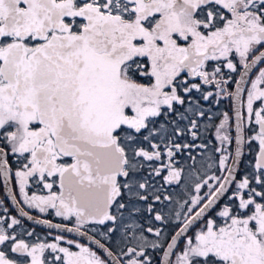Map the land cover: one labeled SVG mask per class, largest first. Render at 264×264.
Here are the masks:
<instances>
[{
  "label": "snow or ice",
  "instance_id": "snow-or-ice-1",
  "mask_svg": "<svg viewBox=\"0 0 264 264\" xmlns=\"http://www.w3.org/2000/svg\"><path fill=\"white\" fill-rule=\"evenodd\" d=\"M0 264H264V0H0Z\"/></svg>",
  "mask_w": 264,
  "mask_h": 264
}]
</instances>
